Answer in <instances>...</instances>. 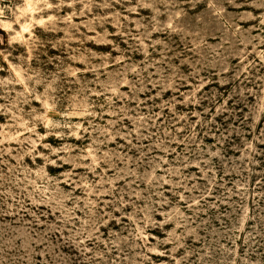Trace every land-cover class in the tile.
<instances>
[{"label":"rangeland","instance_id":"374dc122","mask_svg":"<svg viewBox=\"0 0 264 264\" xmlns=\"http://www.w3.org/2000/svg\"><path fill=\"white\" fill-rule=\"evenodd\" d=\"M0 264H264V0H0Z\"/></svg>","mask_w":264,"mask_h":264}]
</instances>
